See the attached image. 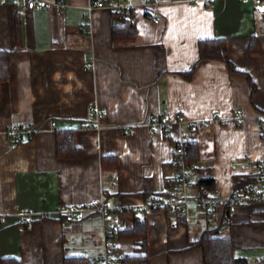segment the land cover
<instances>
[{
    "label": "crops",
    "instance_id": "1",
    "mask_svg": "<svg viewBox=\"0 0 264 264\" xmlns=\"http://www.w3.org/2000/svg\"><path fill=\"white\" fill-rule=\"evenodd\" d=\"M71 1L61 7L60 0H42L45 7L29 9L27 0H0V52H9L10 75L0 86V264L6 258L26 264L82 258L91 264L102 251L100 214L68 222L57 212L97 198L132 209L113 213L121 231L147 226L149 264H205L198 241L207 231L232 237L235 255L253 264L264 253L263 203L233 214L221 206L212 217L193 206L187 215L173 216L143 205L149 197L168 196L173 185L171 134L151 125L167 106L189 122L213 121L192 132L200 153L195 186L209 181V190L226 196L241 182L258 181L264 7L255 0H125L137 37L118 45L113 32L124 23L114 13H88L90 0ZM219 38L226 40L235 71L224 61L201 59L200 42ZM93 108L106 114L101 130L86 129ZM239 111L246 119L236 126ZM12 125L35 132L12 142L5 132ZM61 132L74 134L80 158L58 157ZM26 209L50 217L24 220ZM116 242L124 257L142 246V239Z\"/></svg>",
    "mask_w": 264,
    "mask_h": 264
},
{
    "label": "built area",
    "instance_id": "2",
    "mask_svg": "<svg viewBox=\"0 0 264 264\" xmlns=\"http://www.w3.org/2000/svg\"><path fill=\"white\" fill-rule=\"evenodd\" d=\"M42 0H27L29 9L37 6L45 7L46 4L40 2ZM147 5H151L153 0H146ZM200 1V0H197ZM256 3L264 7V0H255ZM71 0H60L59 6L68 7ZM244 4L250 0H242ZM108 9L114 13L116 20L125 23L128 18L134 15L133 9L125 5V0H90L88 13L97 9ZM150 12V19L159 21V17ZM86 29H90L86 26ZM106 114L98 108H93L89 112V123L86 129L101 130V122L105 119ZM246 119L245 113L239 111L233 118V122L242 125ZM212 120L201 121L200 123L189 122L184 114L174 115L170 107H165L164 113L159 117L151 118V125L154 128L161 126L167 133H170L173 151V168H175L173 185L171 192L165 197H149L144 208L149 210H163L168 215L183 216L187 215L190 208L196 207L206 215L212 217L217 212V208L227 206L230 213H236L240 207L263 203L264 204V162L255 164L257 182L239 185L233 188L229 195H223L220 190H209L204 186H195L193 180L196 174V164L188 160L189 147L194 144L192 132L197 129H208L212 126ZM188 125V129H186ZM261 132L264 136V124L261 123ZM174 128H177L174 132ZM6 137L12 142H21L23 135L32 136L34 129L28 125H12L5 131ZM128 133L130 130L127 131ZM62 146L61 140L58 141ZM115 176L110 178V182L115 183ZM132 210L129 207H110L105 200L101 198L94 199L91 203H83V205H69L57 213L65 216L67 221L76 220L85 214H100L102 219V251L99 256L95 257L91 264H120L121 256L119 246L116 242V234L120 231L119 222L113 218V213L118 211ZM24 220H33L36 217L45 219L50 217L48 213H34L28 209L20 215ZM264 250V249H263ZM253 264H264V253L261 257H257Z\"/></svg>",
    "mask_w": 264,
    "mask_h": 264
},
{
    "label": "trees",
    "instance_id": "3",
    "mask_svg": "<svg viewBox=\"0 0 264 264\" xmlns=\"http://www.w3.org/2000/svg\"><path fill=\"white\" fill-rule=\"evenodd\" d=\"M132 17L128 18L123 26L115 28L113 32V41L116 44H133L137 37V26ZM21 20L18 18L16 22V31L18 36L21 34ZM257 42L256 38H252L249 50L256 51ZM199 49L201 52V59H213L224 61L229 65L230 70L235 71L236 67L229 60L226 40L219 38L218 40H205L200 42ZM9 52H0V86L9 80ZM1 92V89H0ZM61 140L62 146H58L57 155L59 158H80L82 150L75 143L73 133L61 132L58 133V141ZM188 160L197 162L200 158L198 146L192 144L188 150ZM112 159V158H109ZM109 159L103 161L104 167H108ZM113 164L112 166H115ZM116 167V166H115ZM251 180L239 183L245 185ZM211 182L201 181V184L208 188ZM209 189V188H208ZM117 239H142V246L136 254L128 255L120 258V264H149L150 258L148 255V232L147 226L144 223H137L133 229L127 231H118L116 234ZM198 246L202 247L205 256V264H250L246 259L238 258L235 255L234 242L232 237H220L216 232H204L198 241ZM2 264H26L23 260L18 259H2ZM65 264H86L82 258L66 259Z\"/></svg>",
    "mask_w": 264,
    "mask_h": 264
}]
</instances>
